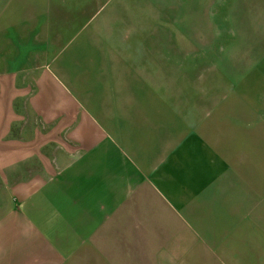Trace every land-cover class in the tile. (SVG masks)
Instances as JSON below:
<instances>
[{
  "label": "crops",
  "instance_id": "obj_1",
  "mask_svg": "<svg viewBox=\"0 0 264 264\" xmlns=\"http://www.w3.org/2000/svg\"><path fill=\"white\" fill-rule=\"evenodd\" d=\"M144 2L8 1L2 54L27 37L36 63L18 69L82 70L84 104L50 99L62 104L44 117L67 136L46 145L59 152L50 166L26 167L19 207L3 209L0 264H264V0L214 7L242 42L206 58L171 27L141 31ZM114 12L127 16L116 38L87 48L99 14Z\"/></svg>",
  "mask_w": 264,
  "mask_h": 264
},
{
  "label": "rangeland",
  "instance_id": "obj_2",
  "mask_svg": "<svg viewBox=\"0 0 264 264\" xmlns=\"http://www.w3.org/2000/svg\"><path fill=\"white\" fill-rule=\"evenodd\" d=\"M8 1L0 0V35L5 32L3 19L6 14L5 9L9 5L7 4ZM197 1L199 2V0H155L153 5V0H146L139 6L141 18L139 29L141 31L155 30L156 34L159 35L160 31L165 30L166 27H171L172 31H178V35L181 33L182 36H185L182 39H179L180 36L174 37L173 41L182 40V45H187L192 50L195 47H203L205 58L210 57L212 48L218 56H226L229 46H238L242 42L238 34L236 37L230 36L229 28L232 23L226 19V16L221 15L222 11L220 14L216 12L215 16L212 17L216 11V6L219 4L225 3L224 8H228V0H202L204 3L202 10H199ZM185 6H187L186 15H184L186 11L183 12ZM145 15L150 17L149 21L144 19V17L147 18ZM153 16L156 19L154 26ZM130 17L131 21L127 23V30L129 31H131L132 25H135L136 20L133 12ZM112 18L113 20L110 22L104 19L100 20L99 14L89 36L92 43L86 44L87 48L92 50L103 48L111 43V39L116 38L118 33L117 21L121 18L126 20L127 16L118 15L116 17L114 12ZM16 22L13 21V24L16 25ZM238 25L236 23L237 27ZM14 42L16 43L15 46H8L4 54H2V41L0 45V216L5 207H19L18 191L23 184L27 183L23 181L24 177L27 176L26 167L31 166L36 169L42 166H50L55 162L59 152L58 150H51L46 145H50L58 139L65 141L64 137L67 134L54 133L51 124L52 118L44 117L51 109L62 104L50 99L54 100L60 95L69 94L75 100V105L78 104L80 107L84 104V93L79 82L81 79L83 81V76L78 75L72 78L74 73H82V70L73 71L64 68L58 70L56 67L52 70L45 68L44 70L18 69L26 63L29 65L36 63L35 57H28L29 52L32 54L36 49H34V42L29 44L27 37L18 38ZM79 43V40L76 41L75 45L71 43L66 48L68 51L64 52V56L61 55V58L65 55L71 57L74 53V47ZM173 45H179V43ZM77 53H80L79 49ZM24 55L27 57V62L24 60ZM35 78L40 79L43 84L34 85ZM74 109L78 108L75 106ZM63 128L66 130V127ZM36 143H39V147L36 146ZM27 144L31 146L27 147ZM33 178L35 177L33 176ZM206 249L209 250L207 246ZM208 255L211 256V254ZM214 255L216 257L214 262L208 261L210 258L208 256L203 264H241L242 261L229 260L222 254ZM259 263L260 261L256 260L251 264Z\"/></svg>",
  "mask_w": 264,
  "mask_h": 264
}]
</instances>
